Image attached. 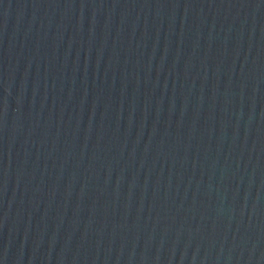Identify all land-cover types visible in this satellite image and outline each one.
Wrapping results in <instances>:
<instances>
[{"label": "water", "instance_id": "water-1", "mask_svg": "<svg viewBox=\"0 0 264 264\" xmlns=\"http://www.w3.org/2000/svg\"><path fill=\"white\" fill-rule=\"evenodd\" d=\"M0 264H264V0H0Z\"/></svg>", "mask_w": 264, "mask_h": 264}]
</instances>
